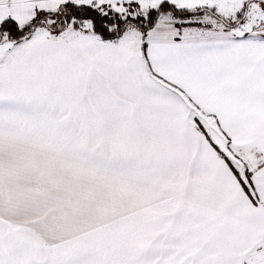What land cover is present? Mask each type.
I'll use <instances>...</instances> for the list:
<instances>
[{
  "label": "snow or ice",
  "instance_id": "6c2138e0",
  "mask_svg": "<svg viewBox=\"0 0 264 264\" xmlns=\"http://www.w3.org/2000/svg\"><path fill=\"white\" fill-rule=\"evenodd\" d=\"M0 264H264V0H0Z\"/></svg>",
  "mask_w": 264,
  "mask_h": 264
}]
</instances>
